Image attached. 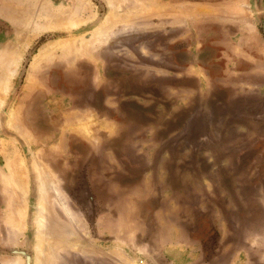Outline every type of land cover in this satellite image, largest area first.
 I'll list each match as a JSON object with an SVG mask.
<instances>
[{"label": "rangeland", "instance_id": "rangeland-1", "mask_svg": "<svg viewBox=\"0 0 264 264\" xmlns=\"http://www.w3.org/2000/svg\"><path fill=\"white\" fill-rule=\"evenodd\" d=\"M0 77V264H264L252 0H0Z\"/></svg>", "mask_w": 264, "mask_h": 264}, {"label": "bare ground", "instance_id": "bare-ground-1", "mask_svg": "<svg viewBox=\"0 0 264 264\" xmlns=\"http://www.w3.org/2000/svg\"><path fill=\"white\" fill-rule=\"evenodd\" d=\"M62 22V21H61ZM68 22V21H67ZM66 24V23H65ZM65 24H64V26H65ZM73 25V24H72ZM72 25H71V27H72ZM66 27V26H65ZM74 27V26H73ZM100 31H102V30H100ZM101 33V32H100ZM14 56V55H13ZM15 59V57L13 58V60H11V61H9L10 63H9V65L11 64H13V65H17L14 61H16V60H14ZM12 61L14 62V63H12ZM9 65H7L8 66V68L9 67H11V65L9 66ZM13 67V66H12ZM16 67V66H15ZM14 68V67H13ZM12 72H14L13 70H11ZM9 72V71H8ZM10 73V72H9ZM4 74H6V73H4ZM7 75H8V73H7ZM6 75V78H8V76ZM5 76V75H4ZM3 75H2V77H4ZM10 76V75H9ZM12 76V75H11ZM10 76V77H11ZM1 78V77H0ZM5 78V77H4ZM2 79V78H1ZM1 81V80H0ZM3 82L4 81H6V79H3L2 80ZM9 80L7 79V82H8ZM2 82H0V84H1ZM1 87V89H0V91L1 90H3L2 88H3V86H0ZM4 87L6 88V85L4 84ZM4 88V89H5ZM5 90H3V91H1V93L2 92H4ZM5 93V92H4ZM3 102L1 101V104H2ZM11 113V112H10ZM10 117H11V115H10ZM9 117V118H10ZM9 120V119H8ZM9 122V121H8ZM18 164V163H17ZM16 164V165H17ZM12 166V165H11ZM23 165H22V161L20 160V162H19V164L13 169V175L16 177H14L13 179H16V181H15V185H16V189L18 190V194H16V197H17V195L23 200L24 199V196H25V194H26V191H27V185H26V183L25 182H22V181H20V175H18V171H20V169H21V167H22ZM37 166V165H36ZM41 168V167H40ZM39 167H36V172H37V176H39V183H38V195L40 196V201H39V203L37 204V210H36V212H38V215L36 216V227L38 228V231L39 232H42L41 230H43V228L46 226L45 224L47 223V221L45 222V220L46 219H44V216L46 215H41V214H44L45 213V209H46V212H47V208H46V198H47V196H48V194H50V192H52V190H55L56 191V194H58L57 193V190L56 189H54V188H56L55 187V184H54V182H53V180H51L52 178H50V176H49V174L44 170V169H40ZM16 193V192H15ZM53 193V192H52ZM55 194V195H56ZM54 195V194H53ZM19 197H17L18 199H19ZM20 200V199H19ZM18 201V200H17ZM19 202H22L21 200L19 201ZM22 204H23V202H22ZM17 205H18V203H17ZM62 207H64L63 206V204H62ZM24 208V207H23ZM65 208V207H64ZM65 211V210H64ZM49 221V220H48ZM47 228V227H46ZM46 228H44V229H46ZM43 234H44V232H43ZM70 235V234H69ZM46 237V236H45ZM41 247V246H40ZM40 247H38L37 249H40ZM40 251V250H39ZM42 251V250H41ZM43 251H44V249H43ZM48 251V250H47ZM45 252V251H44ZM45 257V256H44ZM44 259V258H43Z\"/></svg>", "mask_w": 264, "mask_h": 264}, {"label": "water", "instance_id": "water-1", "mask_svg": "<svg viewBox=\"0 0 264 264\" xmlns=\"http://www.w3.org/2000/svg\"><path fill=\"white\" fill-rule=\"evenodd\" d=\"M253 8L256 12V21L264 40V14L262 11L261 0H252ZM209 116L205 112H196L185 123L182 132L176 138L178 141H183L190 145H195L198 139L205 136ZM28 261V258H26Z\"/></svg>", "mask_w": 264, "mask_h": 264}]
</instances>
